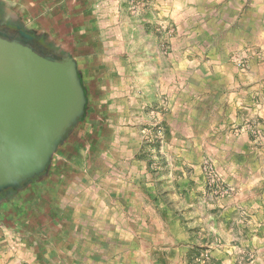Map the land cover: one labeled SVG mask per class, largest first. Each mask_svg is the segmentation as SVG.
Wrapping results in <instances>:
<instances>
[{
  "label": "rangeland",
  "instance_id": "rangeland-1",
  "mask_svg": "<svg viewBox=\"0 0 264 264\" xmlns=\"http://www.w3.org/2000/svg\"><path fill=\"white\" fill-rule=\"evenodd\" d=\"M150 7L151 0H0V29L35 43L34 35L40 36L48 44V48L41 44L42 50L62 61L72 60L86 100L82 115L58 144L45 169L13 189L9 198H0L1 264L16 260L18 247L29 240L39 244L45 238L71 253L77 251L82 259L77 260L79 264H222L217 259L219 252L225 254L227 264H251L255 258L259 248L251 252L243 244L252 243L258 232L246 227L241 228L243 234L233 237L227 228L231 221L236 230L238 223L255 225L257 221L264 229V219H253L256 213H222L215 227L203 217L197 221L201 228L194 237L176 225L179 219L190 230L194 213L205 216L200 211L191 212L195 205L191 195L204 196L198 191L200 178L212 205L236 190L222 179L210 159L201 163L197 156L199 141L207 134L205 141L213 147L218 143L212 133L218 127L214 125L221 118L219 112H226L223 102L198 107L191 129L175 118L178 133L173 140L168 134L169 102L165 95L159 100L156 86L169 75L165 68L172 53L166 39L160 42V31L173 37L175 28L171 24L151 28L147 22ZM259 53H237L230 60L237 70L248 71L250 61ZM183 55L179 50L175 53L180 66ZM175 72L181 78L191 74V70ZM181 78L178 84L184 82ZM225 78L219 83L226 82L223 88L228 94L239 93L248 83L241 84L248 76H243L237 87L232 86V79ZM235 78L234 83L239 80L238 72ZM259 82L262 94L255 103L248 101L252 117L242 125L222 127L221 133L228 135L233 130L237 136L248 134L249 142L264 149V71ZM192 89L183 85L174 94L181 99ZM240 113L246 116L248 111ZM189 137L190 148H183V142L189 144ZM210 169L221 184L229 186L226 194L217 191L208 175ZM150 176L153 182L159 178L166 182L169 177L172 188L163 187L156 195L142 191L144 181L152 183ZM172 199L182 200L178 211H190L177 217ZM139 205L147 212L135 210ZM124 218L131 220L127 227L121 223ZM144 221L149 234L147 246L141 248L146 256L138 246V227ZM116 229L121 239L113 242L109 237ZM169 229L180 234L181 240L176 242L180 246L160 237L169 235ZM124 236L131 240L125 241ZM77 241L81 247L76 250ZM183 246L188 247L187 253Z\"/></svg>",
  "mask_w": 264,
  "mask_h": 264
},
{
  "label": "crops",
  "instance_id": "crops-1",
  "mask_svg": "<svg viewBox=\"0 0 264 264\" xmlns=\"http://www.w3.org/2000/svg\"><path fill=\"white\" fill-rule=\"evenodd\" d=\"M148 11L150 12L146 11L147 22L151 25V28L158 30V26L160 25L162 28L164 24H171L175 28L173 37L165 36V33L159 30L161 33L160 42L166 39L172 53L168 54L169 66L165 68L166 70L168 69L167 73L169 75L156 86L159 100L165 95V99L169 102L170 111L167 128L171 140H173L174 134L178 133V129L173 122L175 118H180L188 130L191 129V118L198 107H207L212 101H215L220 104L223 102V107L226 110V112L224 110L219 112L221 118L217 123L218 125H214V127H218L214 128L212 133L218 143L213 147L211 143L205 141L209 139L207 134L204 137L205 140L199 141L200 147L198 148L197 156L201 157L200 162L205 158L210 159L222 179L234 185L236 193L218 200L217 204L212 205L205 197L204 181L200 178L201 187H199L198 191L203 192L204 196L201 194L196 195L195 193L191 195V199L195 202V205L191 207V212L200 211L202 214H206L204 216L194 213V217L191 216V223H194V227H191L192 229L190 230L187 229V224L177 219L176 225L180 228L179 231L182 230L188 236L191 234L194 237L195 233L201 228V224H198L197 221H202L203 217L211 220L209 224L215 227L218 223L219 215L222 213L232 214L240 210L247 211L249 214L256 213V217L253 218L255 220H258V218L260 220L264 219V149L257 148L253 143L249 142L248 134L237 136L233 130L228 135L221 133L222 127L229 129L232 123L236 127L249 120L247 118L252 117V110L248 109V101L255 103L254 100L257 101L255 98L262 94V90L260 92L258 90L261 87V84H259L261 73L264 71V0H151V7ZM153 33L151 31L150 36ZM177 50L184 54L180 63L181 66L178 65L175 57ZM255 51H260L259 56L250 61L248 71L237 70L230 60L233 54L241 53L246 55L247 52ZM178 70H191V74L188 72L184 78H181V74L175 72ZM236 72H238L239 80L234 83L233 77L235 78ZM243 76H248V80L241 84H245L247 81L248 83L238 90L239 93L237 94L232 92L229 94L225 93L223 87L226 82L224 84L219 83L221 77H226L225 80L232 79V86L237 87L240 85L239 82L243 81ZM178 78H181L184 82L178 84ZM196 79L198 80L196 81ZM183 85H191L193 89L191 94H186L179 99L174 93H177L179 87ZM241 111H248V114L244 116V113H240ZM257 114L258 112L255 113V116ZM236 117L239 118L236 119ZM187 140L189 144L186 145V141L183 142L185 144L182 145L183 148H190L191 137L187 138ZM214 142L212 143L214 144ZM249 146H251L250 149L248 148ZM196 164L198 163L196 162ZM194 167L197 168L196 166ZM150 180H152V183L149 180L148 182L144 181L142 191L154 192V195H156L163 187L165 189L167 187L172 188L169 177H167L166 182L162 178L153 182L152 176H150ZM191 180H193L192 176ZM166 183L167 186L165 187ZM139 188H141L140 185ZM11 191H14L13 188L0 191V198H9L13 193ZM159 202H161V198H159ZM170 202L173 206H176V211L179 210L178 205L182 206L181 199H172ZM160 206H164L163 203ZM137 209L141 213L147 212V208L144 205H139V207L135 208V210ZM188 211L190 210L181 209V211L176 212L177 217ZM130 221V219L124 218L121 223L124 227H127V225H130ZM228 223L227 230L233 237L243 234L241 228L246 227L250 231L261 233L260 237L257 236L258 233L255 234L252 243L243 244V246L251 252H255L254 248H259L255 252L256 256L251 264H264L263 227L257 224L256 221L255 225L252 222L245 225L244 223H238V230H236L235 222L231 221ZM138 228L140 230L138 246L142 251L141 247L147 246L148 224L144 221L140 223ZM211 230L214 233L218 232L214 228H211ZM116 233L117 229L109 237L113 242L117 238L121 239L120 234ZM160 237L167 239L166 241L171 242L172 245L180 246L176 243L181 240L177 231L169 229V235L165 237L161 235ZM123 239L128 242L131 240L125 236ZM156 240H159V237ZM39 242L41 243L36 244L33 239L24 243L22 247H18L17 252L19 251V254L16 260L8 259L6 263L79 264L77 260L80 256L77 251L75 252L74 250L71 253L63 249L62 245H59L60 247L56 246L51 239L47 238L41 239ZM78 242L80 241L75 244L76 250L81 247ZM155 243H160V241ZM82 246L84 247L85 244L83 243ZM183 248V251L187 253L188 247L183 246ZM177 251L179 252L180 249ZM3 252V250H0V254H3ZM234 252L235 254L238 253L237 248L234 249ZM142 255L146 256L145 252L142 251ZM69 256L70 258L68 259ZM224 257L225 254L219 252L217 259H220L222 264H227L223 260Z\"/></svg>",
  "mask_w": 264,
  "mask_h": 264
},
{
  "label": "water",
  "instance_id": "water-1",
  "mask_svg": "<svg viewBox=\"0 0 264 264\" xmlns=\"http://www.w3.org/2000/svg\"><path fill=\"white\" fill-rule=\"evenodd\" d=\"M85 101L72 60L54 59L30 38L0 29V191L45 169Z\"/></svg>",
  "mask_w": 264,
  "mask_h": 264
},
{
  "label": "built area",
  "instance_id": "built-area-1",
  "mask_svg": "<svg viewBox=\"0 0 264 264\" xmlns=\"http://www.w3.org/2000/svg\"><path fill=\"white\" fill-rule=\"evenodd\" d=\"M208 175H209V177L212 179V181L217 185L216 187H217V191L219 192H222V193H224V194H226L229 190H230V188H229V186L228 185H223V184H221L220 183V181L217 179V177H216V175L214 174V172L212 171V169H210L209 171H208Z\"/></svg>",
  "mask_w": 264,
  "mask_h": 264
},
{
  "label": "flooded vegetation",
  "instance_id": "flooded-vegetation-1",
  "mask_svg": "<svg viewBox=\"0 0 264 264\" xmlns=\"http://www.w3.org/2000/svg\"><path fill=\"white\" fill-rule=\"evenodd\" d=\"M1 15H2V13H1ZM36 39L38 42V44L37 43H35V42H32L33 43V46L34 47H36L37 48V50H39L40 52H42L43 54H45V55H48V56H50V57H52V58H54V59H57V60H62L61 58H58V57H56V56H54V55H51V54H48L47 52H45L44 50H42V47L41 46H43V45H45L46 47L48 46V44H46V43H44L45 42V39H44V42L42 41V37H40V36H37V35H34V37H33V39ZM41 44H43V45H41ZM41 45V46H40ZM44 46V47H45ZM50 47V46H49ZM48 48V47H47ZM51 48V47H50Z\"/></svg>",
  "mask_w": 264,
  "mask_h": 264
}]
</instances>
